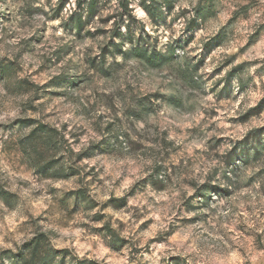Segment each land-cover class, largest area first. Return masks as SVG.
I'll list each match as a JSON object with an SVG mask.
<instances>
[{"label": "clouds", "instance_id": "9594fccd", "mask_svg": "<svg viewBox=\"0 0 264 264\" xmlns=\"http://www.w3.org/2000/svg\"><path fill=\"white\" fill-rule=\"evenodd\" d=\"M0 264H264V0H0Z\"/></svg>", "mask_w": 264, "mask_h": 264}]
</instances>
